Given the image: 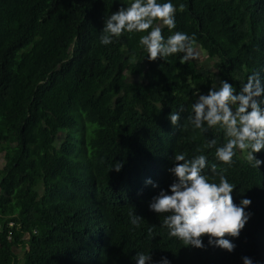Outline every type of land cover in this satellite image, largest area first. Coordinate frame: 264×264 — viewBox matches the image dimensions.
Wrapping results in <instances>:
<instances>
[{
	"label": "trees",
	"instance_id": "obj_1",
	"mask_svg": "<svg viewBox=\"0 0 264 264\" xmlns=\"http://www.w3.org/2000/svg\"><path fill=\"white\" fill-rule=\"evenodd\" d=\"M132 2L0 0V264H137V253L151 255L146 264H264V164L239 149L224 164V130L188 120L220 80L239 93L259 73L264 86V0H157L175 6V27H152L165 41L194 37L203 58L184 63V53L147 58L139 41L151 28L100 43L105 18ZM175 153L206 156L202 175L218 184L211 166L226 169L234 203L251 200L239 237H224L234 251L207 235L204 248L185 246L162 226L167 214L150 210L171 194ZM254 155L264 161V150Z\"/></svg>",
	"mask_w": 264,
	"mask_h": 264
},
{
	"label": "clouds",
	"instance_id": "obj_2",
	"mask_svg": "<svg viewBox=\"0 0 264 264\" xmlns=\"http://www.w3.org/2000/svg\"><path fill=\"white\" fill-rule=\"evenodd\" d=\"M181 7H183L181 5ZM175 6L166 2L157 3V0H133L130 6L121 7L119 11L105 18V26L100 36V43L109 45L113 38H119L125 31L145 32L151 28L147 35L140 37L139 43L148 53L147 58L155 61L176 53H184L181 62L192 58V41L185 33L176 32L165 41L160 26L152 27L154 21L159 20L169 29L175 27ZM264 86H262L259 73H253L242 86L239 93L234 91L233 85L226 80H220L219 87L213 84L208 93L199 94L196 102L191 106L192 115L189 122L195 129L219 126L224 130L226 143L216 149V158L224 164L231 165L237 149L247 150V161L254 168H259L264 161L258 159L254 153L264 150ZM235 109V111H233ZM172 125H178L180 115L171 112L168 116ZM186 127V126H185ZM207 129H205L206 131ZM216 144L215 139L209 142V147ZM174 167L169 171L176 178L170 185L169 194L161 190L153 198L149 208L157 214L164 216L162 226L168 229L170 237L179 238L185 246L204 248L202 237H209V244L232 252L236 245L225 236L238 238L245 227L249 214L245 208L251 205L250 199H242L240 205L233 201L234 186L229 183L224 171H218L217 165L211 166L214 176H219V183L210 182L202 175L207 165V158L198 155L187 159L185 154L175 153ZM123 163L118 161L111 169L121 171ZM147 183H153L148 180ZM154 187L157 185L153 184ZM131 224L139 227L143 217L130 212ZM149 235L152 230L149 229ZM137 264H146L151 255L137 253L133 258ZM244 264H253L248 257H243ZM160 264H169L166 257Z\"/></svg>",
	"mask_w": 264,
	"mask_h": 264
},
{
	"label": "rangeland",
	"instance_id": "obj_3",
	"mask_svg": "<svg viewBox=\"0 0 264 264\" xmlns=\"http://www.w3.org/2000/svg\"><path fill=\"white\" fill-rule=\"evenodd\" d=\"M200 56H201V53L199 52V50H193V53H192V59H199ZM200 58L203 60L202 57H200ZM199 60H200V59H199ZM62 138H64L63 135L60 137V139H62ZM241 152H242V151H241ZM2 155H3V154H0V167H1L2 164H3V160H2V158H1Z\"/></svg>",
	"mask_w": 264,
	"mask_h": 264
}]
</instances>
